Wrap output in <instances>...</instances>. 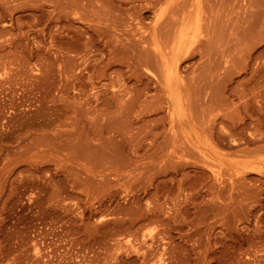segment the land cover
Listing matches in <instances>:
<instances>
[{
	"label": "rangeland",
	"instance_id": "obj_1",
	"mask_svg": "<svg viewBox=\"0 0 264 264\" xmlns=\"http://www.w3.org/2000/svg\"><path fill=\"white\" fill-rule=\"evenodd\" d=\"M195 1L0 0V264H264V0L199 1L174 109Z\"/></svg>",
	"mask_w": 264,
	"mask_h": 264
},
{
	"label": "bare ground",
	"instance_id": "obj_2",
	"mask_svg": "<svg viewBox=\"0 0 264 264\" xmlns=\"http://www.w3.org/2000/svg\"><path fill=\"white\" fill-rule=\"evenodd\" d=\"M200 0H196L194 2L193 11L186 15V12L181 15L182 19L180 26L178 30L176 31L175 36V47H174V56L171 60H169L165 54L159 50L161 53V59H162V66H163V74L166 78V88H167V94L169 97V100L172 104V107L176 109L179 106V78H180V68H181V58L180 53L182 52L183 48H190V39H191V32L193 29L199 27V24L197 22L199 21L198 18L195 17V15L199 12H201V5ZM159 41V40H158ZM155 43V42H154ZM160 43V42H159ZM149 56V57H148ZM147 60H149L150 55L147 54ZM145 59V61H147ZM182 91V90H181ZM182 95V94H181ZM182 101H184L182 99ZM183 104V102H182ZM186 115V114H185ZM176 121H174L173 124H175ZM175 126V125H174ZM175 130V127H173ZM37 253H40L37 251Z\"/></svg>",
	"mask_w": 264,
	"mask_h": 264
}]
</instances>
